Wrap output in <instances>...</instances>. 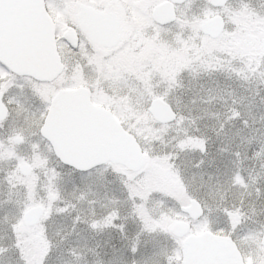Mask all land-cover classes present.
<instances>
[{"label": "snow or ice", "instance_id": "1", "mask_svg": "<svg viewBox=\"0 0 264 264\" xmlns=\"http://www.w3.org/2000/svg\"><path fill=\"white\" fill-rule=\"evenodd\" d=\"M0 264H264V0H0Z\"/></svg>", "mask_w": 264, "mask_h": 264}]
</instances>
